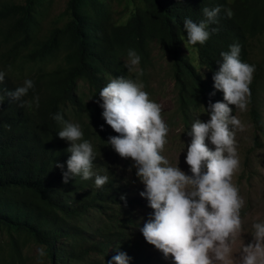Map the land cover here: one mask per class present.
Returning <instances> with one entry per match:
<instances>
[{"label":"trees","instance_id":"16d2710c","mask_svg":"<svg viewBox=\"0 0 264 264\" xmlns=\"http://www.w3.org/2000/svg\"><path fill=\"white\" fill-rule=\"evenodd\" d=\"M51 2L0 0V71L6 73L0 85L5 96L0 105V264H31L32 245L43 248L49 264H108L118 251L127 253L129 264H169L154 260L152 245L140 231L149 220L143 215L147 203L139 198L138 186L144 184L134 162L107 144L119 134L103 119L99 92L118 76L138 78L155 101L149 90L159 49L170 68L157 76L159 83L169 77L177 91L176 110L166 124H182L188 135L196 110L224 102L213 75L221 53L238 44L242 62L256 67L247 112L256 132L253 149L261 146L264 49L263 58L255 59L253 45L264 37V0H69L65 11L50 19ZM217 6L219 23L210 27L219 31L204 45H192L207 70L201 73L184 53V20L199 23L205 19L203 8ZM129 49L141 57L134 72L125 67ZM26 79L35 86L23 99L39 96V107L33 102L21 108L7 97ZM56 113L79 124L93 145V170L109 177L102 188L95 187V177L63 182L70 143L57 134L62 126L52 118Z\"/></svg>","mask_w":264,"mask_h":264},{"label":"clouds","instance_id":"9594fccd","mask_svg":"<svg viewBox=\"0 0 264 264\" xmlns=\"http://www.w3.org/2000/svg\"><path fill=\"white\" fill-rule=\"evenodd\" d=\"M221 11L219 6L203 8L205 19L199 23L186 18L187 43L204 45L212 32H218V28L210 26L219 23ZM224 11L231 19V8ZM240 55L238 44L221 53L222 61L217 62L219 68L213 81L214 89L223 92L224 102H210L204 110L210 114V119L204 122L197 115L188 132L191 143L187 146L186 163L191 175L179 166H172L162 155L168 143L169 126L162 116L161 105L150 99L138 78L111 79L100 90L96 101L103 109L107 125L119 134L110 136L107 144L121 158L134 162L136 176L145 186L140 195L147 198L149 207L154 210L140 231L149 244L166 259L173 258L175 264H233V245L244 231L241 210L245 200L233 183V177L240 169L236 133L243 132L245 125L232 114L229 106L234 105L240 112L247 110L256 67L242 62ZM140 62L137 52L129 49L125 63L128 71H136ZM5 76L6 73L0 71V85ZM34 86V81L26 79L23 86L8 91L7 97L19 102L21 108H30L33 102L39 107V96L33 101L23 99ZM4 100L5 96L0 94V105ZM52 118L62 126L57 133L59 138L70 143L66 151L71 155L67 171H63V182L67 184L78 176L84 180L95 177V187L102 188L109 177L94 172L96 153L91 142L84 139L81 126L66 121L61 113ZM206 141L215 146L214 150ZM55 167L63 170L64 164L56 163ZM250 234L253 239L242 246L238 264H264V221L254 222ZM40 255H46L43 249ZM129 261L127 253L118 251L108 264H129Z\"/></svg>","mask_w":264,"mask_h":264},{"label":"rangeland","instance_id":"374dc122","mask_svg":"<svg viewBox=\"0 0 264 264\" xmlns=\"http://www.w3.org/2000/svg\"><path fill=\"white\" fill-rule=\"evenodd\" d=\"M69 0H52L50 8V19L55 18L58 14L65 11L67 3ZM115 8L118 9V2L115 3ZM187 46V47H186ZM264 49V37L255 40L253 45L254 58L261 60L263 58ZM184 53L189 55L192 63L195 65L197 70L201 73L207 72L205 67H202L199 63L198 54L196 48L192 47L190 44H186L184 47ZM156 60H153L154 70L152 71V80L150 92L154 95L152 98L155 102L159 103L162 107V116L164 121L167 122L170 113L176 110V99L177 91H175L174 82L166 77L161 78L159 83V78L161 73H169L170 68L166 60L160 58L162 55L161 51L157 49L154 53ZM138 69V67H136ZM85 87V86H83ZM151 99V97H150ZM233 109L232 114L236 115L242 123L245 125V130L243 132L237 131L236 141H237V152L240 160V169L233 177V183L239 188L240 195L245 200V206L241 210V218L243 221L244 231L238 238L236 243L233 245V264H238V255L244 244H248L252 241L251 236L252 224L254 222L264 221V134L260 139L262 145L253 149L255 129L250 121L247 110L244 112L237 111L234 105H230ZM207 122L210 119V114L204 112V110H196L194 116ZM177 119V118H176ZM182 124H175L169 127L168 143L165 146V150L162 153L169 161L172 166H179L181 170L191 175L190 167L186 163L187 146L191 143L187 134L182 133ZM209 147L214 150V145L210 141H206ZM128 175L134 177L132 172L128 170ZM137 177V176H136ZM138 188L140 193L145 190V186L139 184ZM139 198L145 199L147 203L145 209H143V215L148 219L153 214L154 210L149 207V201L147 198L139 195ZM144 207V205L142 206ZM147 208V209H146ZM43 249L37 245H32L27 251L30 255L29 262L31 264H49V261L40 255V250ZM152 256L154 260L161 257L165 262L169 264H175L173 258L166 259L163 253L151 246Z\"/></svg>","mask_w":264,"mask_h":264}]
</instances>
